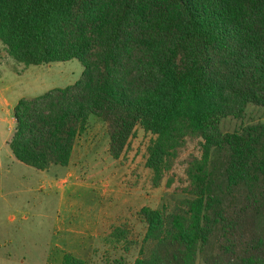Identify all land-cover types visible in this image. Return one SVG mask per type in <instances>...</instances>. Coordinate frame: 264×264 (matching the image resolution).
Segmentation results:
<instances>
[{
    "label": "trees",
    "instance_id": "trees-1",
    "mask_svg": "<svg viewBox=\"0 0 264 264\" xmlns=\"http://www.w3.org/2000/svg\"><path fill=\"white\" fill-rule=\"evenodd\" d=\"M0 44L24 66L83 68L16 102L15 160L67 167L98 121L113 160L141 130L152 186L180 184L171 207L136 213L132 264H264V122L250 117L264 109V0H0ZM129 233L110 238L129 248Z\"/></svg>",
    "mask_w": 264,
    "mask_h": 264
},
{
    "label": "rangeland",
    "instance_id": "rangeland-1",
    "mask_svg": "<svg viewBox=\"0 0 264 264\" xmlns=\"http://www.w3.org/2000/svg\"><path fill=\"white\" fill-rule=\"evenodd\" d=\"M0 72L4 98L16 103L73 84L83 68L77 60L24 66L0 44ZM250 117L264 122V109ZM13 129L11 115L0 107V264H61L67 254L89 264H132L142 234L136 213L171 207L173 189L180 185L152 186L144 166L148 136L138 130L127 151L113 160L103 125L92 121L67 167L39 171L14 159L6 144ZM116 228L129 230V248L110 238Z\"/></svg>",
    "mask_w": 264,
    "mask_h": 264
},
{
    "label": "crops",
    "instance_id": "crops-1",
    "mask_svg": "<svg viewBox=\"0 0 264 264\" xmlns=\"http://www.w3.org/2000/svg\"><path fill=\"white\" fill-rule=\"evenodd\" d=\"M1 73L2 72H0V76H1ZM3 91L6 92L5 89H0V107H2L3 110L5 109L7 114L9 113L11 115V117H12V124H13V127H14V120H13V116H12V109H13V107H14V105L16 103H12V102H9L8 100H6L4 98V96H3V93H2ZM7 142H6V144H7Z\"/></svg>",
    "mask_w": 264,
    "mask_h": 264
}]
</instances>
